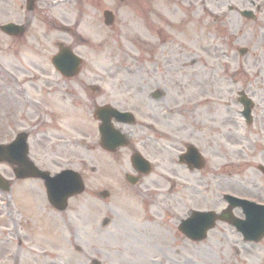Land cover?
Segmentation results:
<instances>
[{
    "label": "rangeland",
    "instance_id": "374dc122",
    "mask_svg": "<svg viewBox=\"0 0 264 264\" xmlns=\"http://www.w3.org/2000/svg\"><path fill=\"white\" fill-rule=\"evenodd\" d=\"M22 1L24 0H17V6L15 4L13 9L7 7L3 14L8 16L11 9L21 13L20 5H22ZM209 1H211L209 4V19L212 20V17L216 15L215 12L219 11L218 14L220 15H217V17H222L224 12L227 14L229 5H235L240 9H243V7L253 8V3L256 0H243L241 5L235 0H224L225 5H222V0ZM168 2L167 0L164 3ZM6 3L9 5V2ZM169 6L167 4L163 8H157L162 21L155 20L153 23L157 27L158 23L162 22L161 26L168 30L170 21L174 22L178 38L182 36L181 33L179 34V27H186V25L189 27L187 36L182 38L186 41L189 34H192L194 41L191 42L193 43L190 44L189 42L186 45L187 52H183V50L178 49V45H174L173 48L177 49L173 51V54L183 53L182 57H194L197 62L189 67L196 73L204 71L205 67L209 65L214 69L218 61L221 62L222 60L223 63V61L230 62L233 58L238 59L240 57L238 50L241 48L249 49V55L246 57L251 64H253V56L264 57V12L262 15H258L259 19L257 21L246 20L241 17L240 13H230L232 23L229 26L233 27L235 38H233V43L231 42L229 46H225L219 41L209 43L205 31L197 29L195 21L204 24L207 22L204 20V11L200 9L199 4L194 6L199 9L198 13L193 9L194 16L190 19L185 16V14L190 16V9L188 11L179 9L171 13L172 8ZM52 12L54 14L60 13L57 9H53ZM120 18L121 21L128 23L131 32L136 33L135 35L148 36L146 29H143L141 19L138 18L135 11L122 10ZM10 19H14V16L1 17L2 21ZM92 25L97 26L88 23L82 25L83 30H89ZM86 27L87 29H85ZM94 28L96 29L92 32L96 35L92 37V40L98 43L101 41L102 44L93 46V49L83 47L81 54L92 60L99 84L112 95L109 102L121 110L129 108L135 111L137 122L139 121L143 125L141 130L148 131L147 126L153 121L148 118L149 110L140 108L138 105L140 100L138 99L137 87H139L141 81V84L152 89L155 87L156 80L147 82L138 73L128 76L125 72L127 70L119 65V63H123V60H126L128 64L136 66L137 57H134V55L141 53V43L137 39H131L133 43L127 42L119 45L109 35H106L105 31L100 30L102 26L100 29L98 26ZM183 30L181 29V32ZM129 33L127 35L130 36ZM237 33H240L241 36H236ZM0 37L2 39L0 41V57H9V49L13 44L4 36ZM55 48L49 44V53H56ZM109 57H111V61L113 60L112 63L109 61ZM106 60L109 63H105ZM49 64L51 65L48 58ZM236 68L232 67L231 69ZM178 79V76L174 78L173 84L170 85L169 77L162 76L161 86H166L173 93L170 95L171 92H166V103L160 101V108L157 109L158 114H153L151 118L159 120L160 125L156 126L159 130L167 132L174 131L176 128L197 130L199 134L195 136L193 143L198 142L203 148L209 147L217 142L219 135L217 130L206 131L207 128L203 126L205 123L203 107H200L198 113L195 114L198 115L195 117H199L198 121L187 119L186 117L189 115H181L180 113L175 116V112L173 115H164L165 111L175 107L176 103L187 106L191 99L198 98V100H201L207 95H202V90H198L200 84L194 83L193 86H189L187 81L181 82ZM194 80L196 79L193 78L192 81ZM179 83L185 84L178 86ZM213 90V87L207 88L208 92ZM141 91L145 94L147 89L142 86ZM137 99V102L133 101ZM6 112V109L0 107V143L3 144H9L17 138L16 128L22 130L27 127L26 125L14 128L12 125L10 126L6 120H2L3 113ZM166 118L168 121L165 120ZM96 126L98 125L91 127L88 124V126H85L86 132L82 135L86 137L94 136ZM126 128L130 129L129 127ZM178 133H182L180 139L186 142L187 132L178 131ZM201 133L209 135L210 138L201 135ZM86 141L89 142V138ZM181 147L182 149L185 148L184 145H181ZM178 148L180 147L178 146ZM241 149H244V147L242 146ZM151 151H153V156H157L156 150L151 148ZM207 153L217 155L218 149L208 148ZM91 154L89 150L83 148L81 153L74 155L76 158H72L74 162L68 161V158H71L68 155H66L68 156L66 162L64 160L60 162L63 167L70 165L72 169L80 171L87 186L86 193L73 199L65 213L60 214L54 209L50 211L44 193L46 191L39 181L28 186L24 190L26 192L21 191V195L17 200L21 215L15 213V207L13 206L15 200L12 199L10 193L0 191V239L4 240V237H9L10 230L14 229L15 231H11V240L17 241L16 223L22 225L23 220H28L33 228L32 233L30 227L27 229L30 239L22 251L21 264H96L95 261L101 264H264V238L258 244H244L242 237L236 234L234 228L218 223L217 229L210 233L208 241L194 245L182 237L178 231L181 220L188 218L191 210L221 211L226 208L227 204L223 199V192L235 193L253 199V196H256V194H253V180L256 181L253 179V159L250 163H247V160L250 159L248 156L241 157L237 155L234 159H227L228 165L231 164L230 161H233L234 165H240L239 168L232 167L231 170L228 169L225 174L226 178H234L233 182L226 181L221 187H218L219 184H213V187L217 186L216 188L207 185V182L206 184L200 183L198 185L202 192L199 189L193 191L194 193L190 195L188 192H184V189H179L175 191L173 196H170L169 188H171V185L164 179L159 180L156 177L153 179L154 181L152 180L153 186L150 187L147 185L141 188L128 187L123 175L119 173L121 163H116L113 159L102 155L95 158ZM94 165L100 167L99 170L94 172L91 169ZM177 170H180L179 167H177ZM229 172L236 174H230ZM0 173L6 179H12L14 175L8 164H0ZM155 182L158 183V188L155 187ZM228 185L230 187H227ZM103 190H108L111 193V197L107 199L108 201L97 199L95 196ZM257 193L264 194V188L257 189ZM258 197L264 201V196ZM148 202L151 204V209H149ZM233 213L236 216L243 217L241 210L235 209ZM108 218L110 225L103 228L102 223ZM147 220L150 222H147ZM146 223L148 224L147 229L145 228ZM135 233L138 234V239L132 237L136 235ZM16 243L14 244L16 245ZM5 244L1 242L0 245V264H13L8 260H4V256L8 252ZM14 248L17 250V245Z\"/></svg>",
    "mask_w": 264,
    "mask_h": 264
},
{
    "label": "flooded vegetation",
    "instance_id": "af4514ba",
    "mask_svg": "<svg viewBox=\"0 0 264 264\" xmlns=\"http://www.w3.org/2000/svg\"><path fill=\"white\" fill-rule=\"evenodd\" d=\"M165 1L167 0H58L56 3L62 8L59 10V14L52 15L50 9L54 5L53 2L35 0L33 8L30 10L24 0L20 5L21 13L11 9L8 16H14V19L10 20L15 21L18 25H24V28L22 31L16 32V35L9 36L3 33L0 27V36H4L14 45L11 47V49L14 48L11 57H0L1 76L4 81L8 80L10 83L6 87L7 91L1 93L2 96H0V107L7 110L6 113H3L2 120H6L13 128L21 125L27 126L22 130L19 128L15 130L18 132L17 134H27L30 156L43 169L50 172L62 169L61 159L66 155L72 157L77 153H81L84 147L95 158L102 155L101 153H105L110 158L115 157L116 163H121L119 173L123 175L128 187H137L129 182L128 176L130 174L138 178L139 188H141V184L149 187L153 186V179L157 176L159 180L164 179L170 183L172 192L184 187L185 190L190 189L192 195L195 187L194 173L203 174L207 184L212 188H214L213 184H219V187H221L226 181L233 182L234 178L225 177L227 170H231L232 167L235 169L240 167V165H234L233 161H230L231 164L228 165L227 159H234L237 155L241 157L248 156L250 159L247 160V163H250L253 159V179L258 181L253 180V194H256V196H253V200L264 203L258 197L264 196V194L257 193V189L264 188V57L253 56V64L246 59L247 57L233 58L230 62L223 61V63L221 60V62L218 61L214 69H211L209 65L200 75L191 74L188 76L187 84L189 86L198 83L200 84L198 90H202V95L207 94L201 100L195 98L190 101L194 102L196 106L203 107L205 121L203 126L207 128L206 131L217 130L219 136L216 143L203 148L197 142L201 146L200 148L196 142L193 143L195 136L199 134L197 130L178 128L169 132L159 130L156 127L160 125L159 120L151 117H153V114H158L157 109L160 108V101L166 103V92H171L170 95L173 93L166 86H161L162 76L169 75V81L173 83L174 78L182 71V66L187 73H190L191 67L189 66L195 64L193 57H167L162 54L163 45L176 41L174 22L170 21L168 30L161 26L162 22H159L157 27L153 23L155 20L162 21L157 8H162V3ZM168 1L171 4L187 5L189 9H193L194 4L200 2L201 9L204 11V20L207 21L206 24L199 21L201 28L209 29V24L213 25L215 23L218 39H223L227 46L231 42L233 43L235 34H233V27L229 26L232 23L230 17L228 27L219 26L216 20L214 22L209 21V4L211 1ZM6 2L8 0H0L2 4L0 5V19L1 17H8L3 14L7 7L13 8V6H8ZM17 3L16 1V6ZM239 3L241 5L243 0H240ZM222 5H225L224 0H222ZM132 9L141 19L143 29L145 28L148 34L147 37H144L143 34L135 35L132 32L134 34L133 38L138 39L141 43L143 60L146 63L145 68L140 72V76L147 82L156 80V83L154 82L155 87L152 89L141 84V81L139 82L141 86L139 85L137 91L140 100L138 105L140 108L149 110L148 118L153 122L148 124V131L145 132L141 130L143 125L140 122L134 127H129L130 129L126 130L129 138L128 146L111 154L100 145L98 126H96L94 136H89V143L81 141L83 120L85 122L89 121L91 127L99 124L94 118L85 117L84 113L89 112L93 115V111L98 106L110 103L102 101L103 91L100 89L85 86L92 92L86 91L82 86L81 74L72 79L63 77V75L52 77V74L56 72L45 69L48 58L54 57L49 55L48 44L51 41L49 32L61 31L62 39L54 42L57 48L61 44H67L71 50L75 51L76 46L92 44L91 40L95 35L93 33H85L84 35L82 25L95 24L99 28L105 22V12L111 11L113 13V24L107 28L110 33L109 37L120 44L124 40H128L126 32L129 30L125 21H121L120 14L122 10ZM239 10V8L230 7L228 14L236 13L235 11L240 13ZM214 18L217 19L216 16ZM97 26L92 25L91 28L96 29L94 27ZM174 34L175 36H173ZM206 34L209 39L211 32L207 31ZM236 36H241V34L237 33ZM18 46L36 53L22 57V54L18 53ZM232 67L237 68L231 69ZM193 78L196 80L192 81ZM142 86L147 89L145 94L141 91ZM208 87H213L214 90L208 92ZM159 91H161L160 94H158ZM242 94H245L251 101L250 124L243 117V107L240 102ZM178 106L179 104L176 103L175 107L165 112L173 115ZM195 116L198 115L191 114L185 117L192 121H198L199 117ZM165 120L168 121L167 118ZM66 123L74 126L73 130L59 128V126ZM178 131L187 132L188 142H183V139H180L182 133L179 134ZM201 135L210 138L209 135L204 133H201ZM181 145H184L185 148L182 149ZM190 145L196 146L204 157L202 164L204 168L201 172H192L189 167L178 164L179 155ZM242 146L244 149H241ZM151 148L156 150L157 156L152 155ZM208 148L218 149V154H208ZM135 152L141 153L150 162L152 167L150 174L140 173L133 167L130 157ZM178 165L180 170H177ZM191 165L194 167V161ZM12 167L17 169L19 165L15 164ZM99 168L95 165L92 170L95 172ZM186 171L191 175L190 177L185 175ZM163 172L164 174H162ZM229 173L236 174L234 172ZM183 180L184 183H179ZM19 183L21 181L16 180L13 182V186ZM154 184L158 188V183L155 182ZM227 187H230V185ZM103 191L95 195L97 199L102 198ZM148 206L151 209L149 202ZM147 222L150 221L147 220ZM147 227L148 224L146 223L145 228Z\"/></svg>",
    "mask_w": 264,
    "mask_h": 264
},
{
    "label": "water",
    "instance_id": "95a60500",
    "mask_svg": "<svg viewBox=\"0 0 264 264\" xmlns=\"http://www.w3.org/2000/svg\"><path fill=\"white\" fill-rule=\"evenodd\" d=\"M13 27L14 26H10L9 28H6L7 33L15 32L14 30L16 28L15 27L13 28ZM56 64L58 67L59 60H56ZM113 115L114 114L112 112H109L105 114L104 119L105 117L106 118L112 117ZM106 124H107V121H106ZM11 155H12L11 146L0 147V161L6 160V159L9 160ZM20 159L24 161V156H20ZM32 172L33 171L31 170V168L27 166L25 169L23 170L21 169L20 171H18V176L22 178L39 177V178H43L49 181V177L46 176L44 173H41V172L32 173ZM61 177L62 178L60 179V181L63 184V190L61 189L60 194H54V190L49 188V196L54 206H56L60 210H65L67 207L68 199L74 195H77L83 192L84 187H83V182L81 180V177L77 173H73V174L67 173L65 175L63 174ZM237 206L243 207L247 220L245 222H242L237 219L236 220L231 219V222L235 226H237V228L244 234V236L247 239H253V228L252 229L249 228L251 225L253 226V206L250 204L245 205L241 202H238V203L233 202L231 208H234ZM200 216H201L200 214H194L193 217L187 223H184L182 227L183 232L188 233L189 237L195 240L204 239L206 231L209 229L210 226L211 227L213 226L211 224L215 220V218H221L218 215H215L213 213L207 216H202V217ZM189 225H192L195 227L198 226V230L200 232H198L196 235L193 231H191V229H189L190 228ZM263 235H264V229L261 228L260 231H258L257 236L255 235V237L257 239H260Z\"/></svg>",
    "mask_w": 264,
    "mask_h": 264
}]
</instances>
